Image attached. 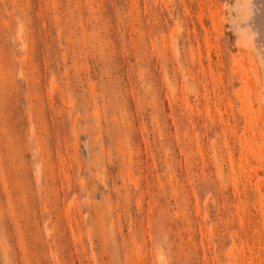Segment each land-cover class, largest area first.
Wrapping results in <instances>:
<instances>
[{
    "label": "rangeland",
    "instance_id": "374dc122",
    "mask_svg": "<svg viewBox=\"0 0 264 264\" xmlns=\"http://www.w3.org/2000/svg\"><path fill=\"white\" fill-rule=\"evenodd\" d=\"M242 3L0 0V264H264Z\"/></svg>",
    "mask_w": 264,
    "mask_h": 264
},
{
    "label": "bare ground",
    "instance_id": "6f19581e",
    "mask_svg": "<svg viewBox=\"0 0 264 264\" xmlns=\"http://www.w3.org/2000/svg\"><path fill=\"white\" fill-rule=\"evenodd\" d=\"M241 2V0H238ZM243 3L241 4V7L238 8L240 9V11L238 12L240 14L239 18L241 19L240 22L237 24V35L241 36L242 38H244V49L247 50V52L250 54L251 59H252V67H251V71H253L254 73L257 72V70H260V74L259 76L255 75V81L257 84V87L252 88V84L250 79L248 78V75L246 73V76L243 75V72L241 73V75L239 74L238 76L240 77V80L242 82H244L246 84V90L243 91V101L247 100V105H251L250 103V95L249 92L252 90L255 99L257 100V102L259 103V105L261 107H263V112H264V0H242ZM240 5V4H238ZM237 5V6H238ZM236 6V7H237ZM235 11V10H234ZM238 11V10H237ZM229 14V13H228ZM222 15V14H221ZM233 16V14H232ZM221 17V16H220ZM238 18V17H237ZM225 19V18H224ZM222 20V19H221ZM224 21V20H223ZM222 21V22H223ZM218 22V20H217ZM220 23V22H219ZM234 23V22H233ZM234 26V25H233ZM216 27V26H215ZM219 27V26H218ZM237 38V36H236ZM241 39V38H240ZM240 44V43H239ZM240 62V61H239ZM241 63V62H240ZM244 64V63H243ZM242 64V66H243ZM246 64V63H245ZM244 64V65H245ZM238 66V65H237ZM247 66V65H246ZM234 70V68H233ZM238 70V69H237ZM236 71V70H235ZM245 72V71H244ZM244 86V85H243ZM239 91H241V86L239 88ZM238 94V93H236ZM241 95V94H240ZM242 96V95H241ZM240 96V98H241ZM238 99V98H237ZM241 100V99H240ZM243 105V104H242ZM242 108V107H241ZM240 109V108H239ZM248 111H250L247 108ZM246 110V111H247ZM240 111V110H239ZM246 111L244 110L245 114ZM241 113V112H240ZM244 114V115H245ZM243 114L241 113V116ZM248 116V113H247ZM244 118L246 117L243 116ZM238 118V117H237ZM248 118V117H246ZM250 118V116H249ZM251 119V118H250ZM249 119V120H250ZM244 121L247 119H243ZM262 121L264 122V116L262 117ZM237 124L239 123V119L238 121H235ZM250 121L247 122V124ZM255 123L258 122V120L256 118H254ZM252 122V124H253ZM233 123V124H236ZM246 123V122H245ZM244 123V124H245ZM251 124V122H250ZM236 125H234L235 127ZM250 126V125H249ZM246 128V127H245ZM247 130V129H246ZM256 132V131H255ZM250 134V133H249ZM254 135V134H253ZM256 136H257V132H256ZM258 136L261 138V144L260 141L259 144L262 146H260L264 155V124L263 126L260 128V132L258 134ZM245 140V139H244ZM258 140V139H257ZM248 141V140H247ZM257 142V141H256ZM253 143V142H252ZM255 144V143H254ZM213 147L215 148V143H212ZM217 145V144H216ZM245 145V144H244ZM248 145V144H247ZM258 146V144H256ZM253 146V145H251ZM250 146V147H251ZM249 147V146H248ZM252 148V147H251ZM250 148V149H251ZM256 148V147H255ZM254 148V149H255ZM258 148V147H257ZM217 149V147H216ZM246 149V148H245ZM248 149V150H250ZM218 150V149H217ZM257 149H255L254 151H256ZM261 152V150H259ZM252 152V151H251ZM259 152V153H260ZM250 153V152H249ZM217 154V153H216ZM256 154V152H255ZM261 154V153H260ZM254 155V154H253ZM259 155V154H258ZM262 155V154H261ZM219 156L222 159L223 156L222 154H220L219 152ZM219 156H215V162H216V171L219 175H222V165H221V160L217 161V158L219 159ZM264 156H260L258 159H261ZM257 158V157H256ZM251 159V158H250ZM223 160V159H222ZM262 161V159H261ZM218 162V163H217ZM223 163V161H222ZM255 169V168H253ZM251 169V170H253ZM222 173V174H221ZM252 173V172H251ZM250 175V174H249ZM251 176H249L250 179ZM260 180V179H258ZM259 182V181H258ZM254 184V183H253ZM261 186V185H260ZM254 189V188H253ZM259 185L255 184V191L259 192ZM264 204V203H263Z\"/></svg>",
    "mask_w": 264,
    "mask_h": 264
}]
</instances>
